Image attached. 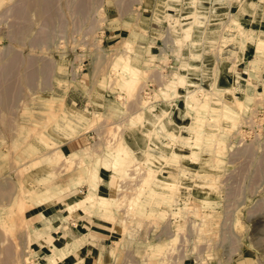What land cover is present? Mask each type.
<instances>
[{
	"label": "rangeland",
	"instance_id": "rangeland-1",
	"mask_svg": "<svg viewBox=\"0 0 264 264\" xmlns=\"http://www.w3.org/2000/svg\"><path fill=\"white\" fill-rule=\"evenodd\" d=\"M245 11L264 30V0H0V47L16 51L0 76L15 111L38 114L0 131V264H51L53 238L24 214L48 199L61 224L83 215L65 240L109 223L113 257L93 264H264V32ZM229 65L246 80L218 83ZM90 193L109 203L75 205Z\"/></svg>",
	"mask_w": 264,
	"mask_h": 264
},
{
	"label": "crops",
	"instance_id": "crops-1",
	"mask_svg": "<svg viewBox=\"0 0 264 264\" xmlns=\"http://www.w3.org/2000/svg\"><path fill=\"white\" fill-rule=\"evenodd\" d=\"M248 8L250 9L249 4H248ZM262 16L263 14H258V13L253 14V12L250 13L248 11H245L242 15L244 20L247 19L249 23L253 22L254 20L259 21V22L254 21V23L258 24V26H255L254 29L248 28L250 30L252 29L253 31L259 32V34L264 32V30L261 29L262 28L261 21L263 20ZM245 23H247V21ZM248 29L246 31H248ZM249 33H251V31ZM250 36H252V34H250ZM247 47L248 46H246L245 49L243 48L244 52L243 50H239L241 51L240 52L241 54L242 53L245 54V57H246ZM254 51L256 52V48L254 49ZM15 52L16 51L12 49L9 50L8 48L0 47V56L3 55L4 56L3 58H6L8 54L12 55ZM22 62L23 64L13 63V65H16L18 68L27 67V60L21 56L20 63ZM6 63L7 62L5 60H0V69L4 68L3 66H5ZM43 63L44 61H41L40 65L36 64L35 67H33L35 71L31 73L30 80L28 78L26 79L25 83L27 85L37 84L39 78L44 75V64ZM240 63H242L241 60L240 61L238 60V63L236 64L240 65ZM233 67H234L233 65L231 66L229 65L228 70H227L228 72H225L224 70L223 72L220 71L217 82L220 84L223 83V85L233 86L235 84H240V81L243 79L246 80V77L241 75L239 76V80L236 81L235 79L236 77L238 78V74H241L242 72H244V70L240 68L236 70ZM2 79L3 78L0 76V108L3 110V112L0 113V131H3L7 134L13 133V131H15V128H16V125H15L16 121L21 124L23 123L22 126L24 127H27V126L30 127L29 123L31 122V119L34 118V116L36 117V115H38L37 111L34 110L35 112H33L32 114H26V113L23 114V112H20V113L16 112L15 110L18 108L19 101H20V106L18 109H20V111L24 110L23 109L24 106L21 104L22 94L17 93L15 97L11 96L8 90V83L6 79L5 78L4 80ZM224 88L226 89L225 86ZM31 140L33 141V138H31ZM67 143L63 142L59 144V148L61 151L64 152V150L69 149V144ZM102 180H103V177L101 176V180H99V186H101V188L105 187L104 186L105 184L102 182ZM89 187L93 189L91 185ZM43 196L44 194L42 195L39 193L35 194V197H37V199H41L43 198ZM53 201L54 200L52 199H48L46 201L42 200L38 202H33L32 206L26 208L24 211L25 216L28 215V220H30L32 226L36 225L35 227L37 228V230L40 229V230L46 231L45 235L44 233L41 232L42 234L38 239H43L46 237V235H50L53 238L51 242L47 243V245L49 246L57 247L55 251L54 250L52 251V249H50V253L48 254L50 256L53 255L52 258L49 257V262L51 264H64L65 262H67L68 264H75L76 263L75 257L77 255L80 257L78 261H83L85 264L86 263L93 264L101 260L105 261L107 259L108 260L112 259L114 253H113V250H110L111 248L108 249V246L110 245L111 247V243L113 242V240L110 239L111 232H109L110 231L109 228L111 226H109L108 222H103V220H101V224L97 225L91 219L89 224H87L89 225V229H87L82 234V236L80 235L77 237L76 235L68 236V239L65 240L64 239L65 236L58 234L61 231L60 229L65 231V229L67 228V230L74 232V230L78 226L83 227L85 224H82V222H76V219H78L79 217L83 215L76 216L74 213L72 214L71 212H68L66 215L62 216V219H63L62 221H64L66 224L64 222L63 224H61L59 221L60 219L59 211L61 210H59L58 208L54 209V206L56 204L53 203ZM80 211H82V214H83V210H80ZM59 226L61 228H59ZM84 234L86 235V237L83 236ZM58 242L60 245L56 246ZM117 243L118 242H116V244ZM38 249L40 250V248ZM235 264H239V262H235Z\"/></svg>",
	"mask_w": 264,
	"mask_h": 264
},
{
	"label": "bare ground",
	"instance_id": "bare-ground-1",
	"mask_svg": "<svg viewBox=\"0 0 264 264\" xmlns=\"http://www.w3.org/2000/svg\"><path fill=\"white\" fill-rule=\"evenodd\" d=\"M197 19H199V18L197 17ZM197 24H198V22H197ZM190 30H191V26H187V27L183 28V32L181 34V37L177 41L181 42V41L187 40L190 37ZM263 44H264V41L262 39H258L257 49L260 50L261 46H263ZM120 58H122V56ZM127 70L131 73L132 76H130L129 78L124 79V86H125L126 89H132L138 83V76L137 75H138L139 71H138V68L133 66L131 63L127 64V66L125 68V71H127ZM121 76H122V79H123L124 78V74L122 73ZM176 78H177L178 82H181V80H183V75L182 74L177 75ZM138 119H140V117ZM124 147L125 146H123V145H116V147H114V149H113L114 158L111 161V163H109L110 164L109 166L111 168L113 167L114 170H118V168L122 166L121 164H123L121 162L124 161V159H125L124 155H125V150H126V149H124ZM92 184H93V186L95 188H98V183L96 181H93ZM109 200H110V198H108L107 196L102 195L100 193H95V194L90 193V194L86 195L84 198H82L79 201H77L75 203V205H83V204H86V203L88 204L89 202H91V204H94V202L99 203V204H103V203H109ZM114 203L117 204L115 199H114ZM67 208L70 209L71 205L67 206Z\"/></svg>",
	"mask_w": 264,
	"mask_h": 264
}]
</instances>
